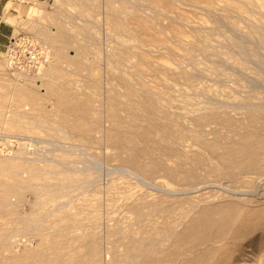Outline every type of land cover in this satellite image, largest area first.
<instances>
[{
	"label": "rangeland",
	"instance_id": "obj_1",
	"mask_svg": "<svg viewBox=\"0 0 264 264\" xmlns=\"http://www.w3.org/2000/svg\"><path fill=\"white\" fill-rule=\"evenodd\" d=\"M19 1L0 264H264V0Z\"/></svg>",
	"mask_w": 264,
	"mask_h": 264
},
{
	"label": "built area",
	"instance_id": "obj_2",
	"mask_svg": "<svg viewBox=\"0 0 264 264\" xmlns=\"http://www.w3.org/2000/svg\"><path fill=\"white\" fill-rule=\"evenodd\" d=\"M27 46L23 42L13 40L7 47L6 55L13 68L28 72L37 66L39 57Z\"/></svg>",
	"mask_w": 264,
	"mask_h": 264
},
{
	"label": "crops",
	"instance_id": "obj_3",
	"mask_svg": "<svg viewBox=\"0 0 264 264\" xmlns=\"http://www.w3.org/2000/svg\"><path fill=\"white\" fill-rule=\"evenodd\" d=\"M19 2V0H0V55L4 53L5 49L15 37V28L4 20L5 15L8 13L7 8L9 4L12 3L15 5ZM7 18L9 17L7 16Z\"/></svg>",
	"mask_w": 264,
	"mask_h": 264
},
{
	"label": "bare ground",
	"instance_id": "obj_4",
	"mask_svg": "<svg viewBox=\"0 0 264 264\" xmlns=\"http://www.w3.org/2000/svg\"><path fill=\"white\" fill-rule=\"evenodd\" d=\"M127 236V235H126ZM138 236V235H137ZM131 237V236H130ZM193 250V249H192ZM195 251V250H194ZM221 256V255H220Z\"/></svg>",
	"mask_w": 264,
	"mask_h": 264
}]
</instances>
